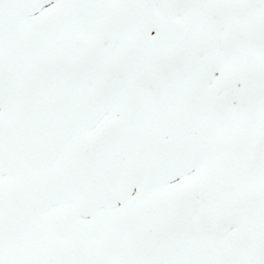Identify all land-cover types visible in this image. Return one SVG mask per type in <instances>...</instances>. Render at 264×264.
Returning <instances> with one entry per match:
<instances>
[{
	"label": "snow or ice",
	"instance_id": "snow-or-ice-1",
	"mask_svg": "<svg viewBox=\"0 0 264 264\" xmlns=\"http://www.w3.org/2000/svg\"><path fill=\"white\" fill-rule=\"evenodd\" d=\"M0 264H264V0H0Z\"/></svg>",
	"mask_w": 264,
	"mask_h": 264
}]
</instances>
